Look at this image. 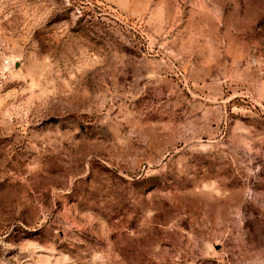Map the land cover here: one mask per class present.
Returning <instances> with one entry per match:
<instances>
[{
  "label": "rangeland",
  "instance_id": "1",
  "mask_svg": "<svg viewBox=\"0 0 264 264\" xmlns=\"http://www.w3.org/2000/svg\"><path fill=\"white\" fill-rule=\"evenodd\" d=\"M0 264H264V0H0Z\"/></svg>",
  "mask_w": 264,
  "mask_h": 264
}]
</instances>
